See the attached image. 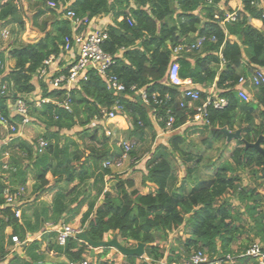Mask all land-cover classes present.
<instances>
[{
    "label": "trees",
    "instance_id": "1",
    "mask_svg": "<svg viewBox=\"0 0 264 264\" xmlns=\"http://www.w3.org/2000/svg\"><path fill=\"white\" fill-rule=\"evenodd\" d=\"M48 1L56 2L57 7H47ZM58 1L42 2L44 8L53 11L48 18V28L47 22L40 26L36 24V18L47 10L40 8L32 17V25H37L43 36L35 42H20L9 51L14 66L1 79L9 88L0 93V114L8 122L20 121L7 103L25 99L35 91L32 81L35 73L46 58L60 52L64 37L72 33L70 20L62 17L67 10L73 11L78 19L112 12L114 25L107 28L108 38L102 48L113 55L109 72L118 77L124 90L119 93L109 90L102 77L89 70L87 78L80 80L70 92V110L55 103L66 98V91L43 82H40V96L51 101L37 105L33 100L25 99L30 119L45 128L42 137L48 141V146L38 151L36 140L28 142L15 137L1 147L9 156L0 164L8 172L7 176L0 173V261L8 254L4 244L7 227L12 229L8 236L9 244H12V235L24 241L27 231L34 232L41 226L38 215L31 226L26 227L20 221L23 197L19 199V218L10 207H2L5 190L14 192L23 187L27 172L33 170V191L37 197L61 183L68 185L77 180L69 190L55 191L50 205L42 209L45 214L42 222L52 220L56 224L61 219L68 222L67 213L73 212L75 216L85 204L80 225L87 239L102 241L106 232L115 231L122 239L134 241V246L143 243L144 254L153 264L178 263L197 250L208 255L207 264H229L228 256L233 258L231 264H257L253 258L241 254L255 241L264 244L263 196L256 188L241 187L238 171L249 169L257 177L263 176L264 155L246 143H254L262 137L260 143L264 150V121L256 123L254 116V112L261 109L264 118V85L254 87L255 99L246 101L239 96L237 84L241 76H248L254 68H264V9L254 4L261 0H242L236 19L223 25L221 19L226 11H232L231 0H74L66 9H62V2ZM120 16L122 19L118 20ZM127 16L133 19V24L127 22ZM6 18H9L8 22H16L19 32L23 30L24 20L15 0L0 3V21ZM251 18L259 19L261 27L253 25ZM85 25L81 23L78 30L85 29ZM197 44L199 47L186 51L193 57V64L183 57H174L176 47ZM174 58L179 63L182 80H190L204 89L214 84L217 94L226 99L223 108L207 106V123L201 126L208 130L210 136L206 142L209 145L212 141H230L223 128L232 132L240 130V139H236L230 161L212 162L213 167L209 169L210 164L202 165L199 155H191L182 149L185 137L175 130L199 125L187 124L195 110L186 105L181 107V102L186 99L178 88L165 82L168 65ZM133 85L136 89L145 88L148 105L130 89ZM166 94L168 98H165ZM205 98L206 93L201 91L200 100L194 105H200ZM115 102L123 105L129 136L144 141L146 135H150L151 145L143 166L136 165L141 158L135 156V143L128 151L135 162L132 170L141 172L139 183L130 171L115 173L103 166L105 160L116 162L123 152V148L117 153L111 152L107 144L103 110L110 109ZM169 115L173 117L170 130L174 132L168 145L171 154L176 152L185 157L186 163L194 161L190 167H185L184 178L176 184L167 147L159 143L152 148L157 134L153 119L166 131ZM74 127L81 128L74 132L79 141L69 139L64 133ZM100 129L103 140L99 139ZM47 173L51 174L52 183L46 177ZM113 179L115 182L107 188ZM143 188H146L144 192ZM230 193L236 197L235 206L227 197ZM180 227L187 236L183 240L178 236L173 238L172 242L177 246L164 248L160 245ZM247 230L252 232L248 243L240 240V235ZM55 232H51L52 236ZM38 244L39 241L34 239L27 243L26 249L33 251ZM88 247L89 244L80 241L79 237H69L64 245H59L55 236L53 244H49L50 249L67 259L81 258ZM107 249L104 247L101 256ZM16 259L11 258L7 264ZM33 259L29 254V260L22 264H33ZM97 264L114 263L99 260ZM121 264L145 262L128 255Z\"/></svg>",
    "mask_w": 264,
    "mask_h": 264
},
{
    "label": "built area",
    "instance_id": "2",
    "mask_svg": "<svg viewBox=\"0 0 264 264\" xmlns=\"http://www.w3.org/2000/svg\"><path fill=\"white\" fill-rule=\"evenodd\" d=\"M236 5L231 7L232 11H226L225 16L221 19V25L226 22H231L236 19L237 10L242 6V0H235ZM230 3V2H229ZM48 6L56 8L57 3L54 1H48ZM258 8L264 9V0L254 3ZM66 9V8H62ZM65 18H68L71 22L72 33L64 37L63 45L60 49V52L57 55H50L43 61L42 66L37 70L35 76L37 80L47 84L48 86L55 89H64L66 91V98L63 101H56L57 105H61L64 109L70 110L71 100L70 92L79 84L80 80H85L87 78V72L93 70L102 77L105 81L106 86L109 90L114 92H122L124 90L123 84L119 81L118 77L109 72L110 65L113 64V55L104 51L102 48V43L108 38V32L105 28H96L87 30L81 29L78 30V26L81 23H89L90 19L82 18L78 19L75 17V14L71 10H67L63 13ZM216 18H219L218 15H215ZM127 22L131 25L134 23L133 19L126 17ZM4 36L8 35V32H4ZM214 40V38H212ZM197 45L183 46L180 45L174 49V57L179 55V51L184 49L185 51H190L191 49L198 47ZM66 57V59H65ZM65 61L64 64H61V61ZM3 70V63L0 61V93H5L8 90V84L5 81H1V73ZM165 82L172 86L178 88L183 99L180 106L193 108L195 114L189 118L188 123L203 125L207 123L206 111L207 106L212 105L214 108H223L227 101L225 98L220 97L217 94V88L215 85H211L204 90H200L195 87H185L186 81L182 80L179 75V63L176 58L168 65L166 71ZM258 87L264 85V68L256 67L248 76H241L238 79L237 90L240 97L244 100H248V93L245 86ZM140 100L144 104H149L148 96L146 95L145 88L136 89L133 85L130 87ZM203 91L206 93V98L200 105H194L195 102L200 100V93ZM154 97V96H153ZM165 98H168V95H165ZM37 105L43 102L51 101L49 98L38 97L32 99ZM29 101V99H28ZM31 101V99H30ZM157 103L156 99L154 100ZM10 110V109H9ZM11 113L20 117L19 122H8L6 117L0 114V136L11 140L13 134H20V127L27 125L31 122L28 112V104L24 98H18L12 102ZM104 114V125L107 121L114 119L118 115L125 117V111L123 105L119 102H115L112 107L108 110H103ZM173 123V117L168 116L166 120V131L171 129ZM164 131V130H162ZM165 132V131H164ZM107 135H110L111 132L106 130ZM38 151H43L48 146V141L40 136L36 140ZM133 144L125 142L123 145V152L116 162L111 160H105L103 166L111 168L112 170L120 167L128 155V151L132 148ZM7 167V166H4ZM24 189L22 187L17 188L14 192L10 191L8 188L4 193V203L2 207H10L12 211L15 212L16 216L20 217V205L19 199L23 197ZM56 243L59 245H64L66 240L69 237H77L79 233L83 231L82 226H72L68 223H61L56 228ZM12 242L19 244L21 241L16 235L11 236ZM80 240V239H79ZM81 241V240H80ZM83 242V241H82ZM253 258L257 264H264V244L255 241L251 243L247 249L241 254ZM145 264H153L150 259L143 255L139 257ZM229 264L233 262V258L227 257ZM163 263V261H161ZM208 259L206 254L201 250L192 252L187 259L182 260L178 263L172 264H207ZM65 264H97L96 261H93L91 257L82 256L79 259H66ZM218 264V263H216Z\"/></svg>",
    "mask_w": 264,
    "mask_h": 264
},
{
    "label": "crops",
    "instance_id": "3",
    "mask_svg": "<svg viewBox=\"0 0 264 264\" xmlns=\"http://www.w3.org/2000/svg\"><path fill=\"white\" fill-rule=\"evenodd\" d=\"M6 0H0V3H4ZM44 1V0H43ZM43 1H37V0H15V4L19 10L20 15L23 17L24 20V28L22 31H18V26L16 22H8L9 18H6L3 21H0V55L2 56V59L0 60L3 63V70L1 73V77H6L8 73L12 70L14 66V59L11 58L9 51L17 46L20 42H35L38 39H40L43 36V33L38 29L37 25L40 26L44 22H47V28L50 26V21L48 20L49 16L51 15L53 11L47 10L48 8H44V4H42ZM74 0H60L58 1L63 8L68 7ZM38 2V3H37ZM230 7H233L236 5L235 0L229 1ZM47 3V2H46ZM42 4V5H41ZM47 7L48 6L47 4ZM45 9L47 10L44 14H41L38 18H36V24L37 25H32V17L37 13L39 9ZM51 9H55L53 7H50ZM56 11V10H55ZM61 11V10H60ZM59 10L56 12L59 13ZM55 12V14H56ZM53 15V14H52ZM64 17V15H62ZM122 16L118 18V20H121ZM252 22H256L255 26L261 27V21L259 19H250ZM110 25H114V17L112 12L106 13V14H100L98 16H95L89 20V23L85 25L87 30L91 29H96V28H105L107 29ZM8 32L7 36H4V32ZM199 47V46H198ZM177 57H183L186 60H189L192 64L194 62L193 57L185 52V53H180L177 55ZM66 59V57H65ZM65 61H61V64L63 65ZM32 81L35 85V91L27 96H25V99H36L38 97H41V88H40V82L39 80H36V77L32 78ZM185 87H195L199 88L200 90H204V88L200 87L197 84L192 83L190 80H185ZM8 108L11 110L12 107V102L8 101L7 103ZM151 114V112L149 113ZM121 122L124 123H119L116 124L118 128H123L127 127L128 128V123L126 121V117L122 115L117 116ZM157 125V124H156ZM37 124L30 122L27 125L21 126L20 127V134H13V138L19 137L20 139H23L25 141H32L35 140L33 138V135L36 132ZM1 128V125H0ZM159 135V134H158ZM145 137V136H144ZM11 140H7V138H3V136H0V164L4 163L7 159L9 154L7 151H2L1 147L6 146L8 143H10ZM116 169L112 170L113 172ZM4 171V172H3ZM30 171V170H29ZM29 171L27 172V180L25 183L26 186V191L28 193H31L33 191V185L35 183V179L29 177ZM131 173V176L135 178L137 173L140 171H134L129 170ZM128 171V173H129ZM0 173L4 176L8 175V172L6 170L2 169L0 167ZM49 176V177H48ZM46 175V177L50 180H52V176L49 173V175ZM50 180V182H51ZM77 181V180H76ZM69 183L68 185L61 183L58 187H56L54 190H58L61 188H66V191L69 190L75 183ZM52 183V182H51ZM55 191H52L51 194H49V198L42 199L43 195L37 197L36 194H32L31 196L28 197V195L24 191L23 195V200H22V206H21V218L20 221L24 223V225L31 226L35 222V217L38 215V220L41 223L40 228H38L36 231L31 232L27 231L26 232V237L24 241H21L19 244H16L12 242V244H9L8 236L11 233L12 229L10 227H7L5 229V239H4V244L6 249L8 250L7 258L4 261H0V264H7L8 261L14 257H17V259L12 263V264H22V261H27L29 260V254L34 257L33 259V264H65L66 257L54 249L49 248V244H53L55 241V236H56V228L61 224V221L58 223H54L52 220H44L45 214L42 213V209L45 206L50 205L52 201V196ZM47 195V194H46ZM45 195V197H46ZM43 200V201H42ZM48 200V201H47ZM65 215V213H64ZM63 215V216H64ZM51 232H55V235L52 236ZM34 239H37L39 241V247L35 250H29L26 249L27 243L33 241Z\"/></svg>",
    "mask_w": 264,
    "mask_h": 264
},
{
    "label": "rangeland",
    "instance_id": "4",
    "mask_svg": "<svg viewBox=\"0 0 264 264\" xmlns=\"http://www.w3.org/2000/svg\"><path fill=\"white\" fill-rule=\"evenodd\" d=\"M255 23L256 22H254V21L252 22L253 25H255ZM182 51L186 52L184 49L180 50L179 52H182ZM245 88H246V91L248 93V95H246L247 99L248 100H251L253 98L255 99L254 95L256 92V88L250 87L248 85L245 86ZM260 111H261V109L256 110L254 112L256 123H260V122L264 121V118L261 116ZM126 121H127V119H126ZM31 122H32V120H31ZM33 123L38 125L36 128L37 130H36L35 134L33 135V138L35 140H37L40 136L43 135L45 128L41 123H37L35 121H33ZM119 123H124V122H121V120H119L118 117H115L114 119L109 120L105 123L106 130H109L111 132L110 135H107V133H106L107 144H108L111 152L117 153V152L121 151V148H123V145L125 142H129L132 144L135 143V145H134V149L136 152L135 156L141 158V159L139 158L140 160H138L136 165L140 164L139 167L143 166V164H144L143 161L148 156L147 149L151 145L150 135H146L144 141H138L135 137L129 136V132L127 130V127L126 128L123 127L121 129L118 128L116 126V124H119ZM127 123H128V121H127ZM153 123H154L155 130H156L157 134H156L155 140L153 141L152 148L156 144H159V143L164 144L167 147V152L170 153L169 157H170V159L174 165V171H175V175L177 178L175 181V184L179 183L181 181V179L184 178V176H185V173H186L185 167H190L194 163V161H188L186 163V162H184L185 157L180 156L176 152L174 153L175 155H172L171 154L172 150L170 149V147H168V145H169V138L171 137V135L174 132L172 130H167L165 132L162 131V129H160L156 125V121L154 119H153ZM187 124H190V123H187ZM127 125L129 126V124H127ZM80 130H81L80 127H74L70 130L64 131V133L69 137V139L79 141L77 134L74 132L80 131ZM175 132H178L185 137V142L183 144H181L182 149L184 151H188L189 153H191V155H194V156L199 155L202 165L210 164V166L208 167L209 169L213 167V166H211L212 162H216V161L222 162V161H226V160L230 161L231 150L237 144L236 139H231L228 142L223 141V140L212 141V143L209 145L206 141L210 135L208 133V130L204 129L201 125L197 126L196 128L190 127L186 130H184L183 128H179V129L175 130ZM102 137H103L102 136V129H100L99 130V139L103 140ZM261 139H262V137H261ZM80 142L83 143L82 140ZM260 146L263 148V145L261 143H260ZM133 160H134V158L131 157L130 154L128 153V155L124 159L122 165L120 167L116 168V170L114 172L115 173H124V172L131 170L132 166L135 164V162ZM29 174H30L29 177H31L32 179L33 178L35 179V172L33 170H30ZM238 174H239V178H240L239 184L241 187H244L245 189L256 188V191L259 192V194L261 196H263L261 210L264 212V172H263L262 177H257L256 175H253L249 169L240 170V171H238ZM48 175H49V173H47V176ZM135 179H136L137 183L140 182L141 174L139 172L135 176ZM51 182H52V180H51ZM114 182H115V179H113L107 185V188H109V186L111 184H113ZM22 188L24 189V191L28 195V197L34 193V191H32L31 193H28L26 191L25 185ZM151 188H153V187H151ZM63 190L65 191L66 188H63ZM141 190H143V192H144L146 190V188H143ZM52 191H55V190H52ZM52 191L46 192L45 193V195L47 194L46 197L44 195L42 199H45V198L50 199L49 194H51ZM53 197H54V194L52 196V199H53ZM227 197L230 198L232 204L235 206V204L237 203L235 195L230 193V194H227ZM85 210H86V205L84 204L83 206H81L77 215L74 216L73 212L67 213L66 217H70V221L65 222L62 219L60 221H61V223H68V224L75 226V227L80 226L81 215H82L83 211H85ZM177 236L180 237L182 240L187 236L186 233L183 232L182 227H180L179 229H177L173 233H171L169 235V239L167 240V242H160V245H162L164 248H168L170 245H173V244H174V246L175 245L177 246L178 245L177 243L172 242L173 238L175 239V237H177ZM247 237H249V239ZM251 237H252V232L250 230H247L245 234L240 235V240L248 243V242H250ZM114 238H117V240L123 246L134 247V245H135L134 241L122 239L117 234V232H115V231H108L103 235V241H110ZM107 248H108L107 252L104 256H101V254L104 251V247L95 248L94 254L91 256L89 254L90 253V247H88V249L85 251L83 256L84 257H91L92 260L96 261V262L99 260H104V261H108V262H113L114 264H121L123 259H124V257L121 255V253L116 248H114L112 246H109ZM143 255H145V254H143ZM206 257L208 259L207 254H206Z\"/></svg>",
    "mask_w": 264,
    "mask_h": 264
},
{
    "label": "water",
    "instance_id": "5",
    "mask_svg": "<svg viewBox=\"0 0 264 264\" xmlns=\"http://www.w3.org/2000/svg\"><path fill=\"white\" fill-rule=\"evenodd\" d=\"M223 133L226 135L227 140H231V139H240V130L237 131H229L226 128L222 129ZM260 141H261V137H259V139H257L254 143H246L247 146H251L255 149H257L258 151H260L263 155H264V150L263 148L260 146ZM77 237H79V239L83 242H86L87 244H89L90 247V255L92 256L94 254V249L97 247H109L112 246L114 248H116L123 257L128 256V255H134L137 257H141L144 254V244L139 242L136 244V246L134 247H128V246H123L118 240L117 238H114L110 241H91L89 239L86 238L85 234L83 232L79 233L77 235Z\"/></svg>",
    "mask_w": 264,
    "mask_h": 264
}]
</instances>
